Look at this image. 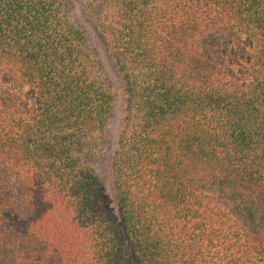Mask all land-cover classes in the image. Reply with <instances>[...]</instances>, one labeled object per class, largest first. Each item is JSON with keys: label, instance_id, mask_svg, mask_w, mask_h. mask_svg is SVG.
<instances>
[{"label": "trees", "instance_id": "obj_1", "mask_svg": "<svg viewBox=\"0 0 264 264\" xmlns=\"http://www.w3.org/2000/svg\"><path fill=\"white\" fill-rule=\"evenodd\" d=\"M0 264H264V0H0Z\"/></svg>", "mask_w": 264, "mask_h": 264}, {"label": "rangeland", "instance_id": "obj_2", "mask_svg": "<svg viewBox=\"0 0 264 264\" xmlns=\"http://www.w3.org/2000/svg\"><path fill=\"white\" fill-rule=\"evenodd\" d=\"M68 15L76 20L80 25L84 26L89 33V39L91 40V46L95 49L98 62L101 67L102 72L105 76L114 84L118 83V75L113 65L112 59L108 52L105 49L104 44L98 38L93 28L89 25L88 22L84 19L80 11V3L74 2L68 10ZM118 104L121 103V98L118 96Z\"/></svg>", "mask_w": 264, "mask_h": 264}]
</instances>
